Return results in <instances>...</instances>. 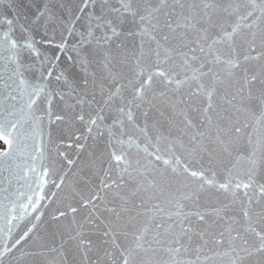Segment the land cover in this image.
I'll return each mask as SVG.
<instances>
[{
	"label": "snow or ice",
	"instance_id": "6c2138e0",
	"mask_svg": "<svg viewBox=\"0 0 264 264\" xmlns=\"http://www.w3.org/2000/svg\"><path fill=\"white\" fill-rule=\"evenodd\" d=\"M0 264H264V0H0Z\"/></svg>",
	"mask_w": 264,
	"mask_h": 264
}]
</instances>
